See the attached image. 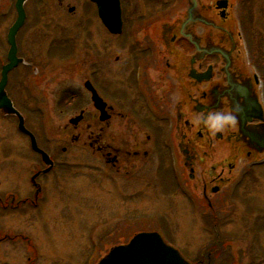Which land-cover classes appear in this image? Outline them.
<instances>
[{
  "label": "flooded vegetation",
  "instance_id": "flooded-vegetation-1",
  "mask_svg": "<svg viewBox=\"0 0 264 264\" xmlns=\"http://www.w3.org/2000/svg\"><path fill=\"white\" fill-rule=\"evenodd\" d=\"M27 1L22 6L25 20L16 34L20 61L13 70L27 63V58L19 52L17 41L19 32L30 19ZM120 1L122 34L110 32L99 17L98 3L90 1L95 7L97 22L110 37L122 39L121 47L126 52L124 63L114 67L111 74L109 71L108 77H99L100 68L94 65L91 74L84 78V83L92 82L104 105L102 108L92 101L93 117L84 128L92 152L109 171L114 190L120 192V188L128 189L132 182L149 180L159 188H156L158 193L185 199L195 227L196 224L202 227L206 240L202 239L193 251L170 242L191 264H264L261 238V235L264 238V209L253 208L248 201L243 202V209L251 217V222L246 229V245L239 250L232 248L234 238L223 230L221 217L228 202L239 194L240 186L264 166V73L246 63L242 30L231 25L236 21L235 14L232 20L229 9L232 5L229 3L225 8L227 1L220 2L222 8H216L223 25L221 33L214 36L211 32L198 31V26L211 24L207 17L195 12L206 7L202 0L187 1L189 9L195 7L193 18L181 22L167 20L174 18L173 13L181 7L183 0ZM8 5L15 14L7 36L21 8L19 0H10ZM165 17L169 19L163 22ZM53 46L54 43H50L48 50L44 48L45 52L50 53ZM164 48L176 54L174 63L169 59L166 62V66L174 71L170 76H166L161 70L162 64H159ZM55 54L52 57H61ZM28 61L34 64V60ZM104 79L108 82L102 81ZM86 91L91 96V92ZM7 94L17 108L13 95ZM217 109L234 111L236 125L224 132H210L202 118L210 110ZM72 127L78 130L79 124ZM24 135L29 139L27 134ZM80 138V133L73 137L77 141ZM38 146L52 161L47 162L41 151L32 150L30 146L36 156L32 173L27 178L30 193L20 197L16 190L4 192L0 195V205L4 210L9 207L24 209L27 203L30 207L39 208L43 196L45 199V186L58 162L49 147ZM63 151H66L65 147ZM139 192H142L140 188L135 194ZM97 231L98 228L92 226L88 233L91 240L87 244L86 258L93 264L97 260L98 264L115 246L125 245L132 239L129 232L123 242H117L100 256L101 243ZM3 232L0 226V241L25 239V251L29 253L25 264H39L40 248L32 238L25 234L12 238Z\"/></svg>",
  "mask_w": 264,
  "mask_h": 264
},
{
  "label": "rangeland",
  "instance_id": "rangeland-1",
  "mask_svg": "<svg viewBox=\"0 0 264 264\" xmlns=\"http://www.w3.org/2000/svg\"><path fill=\"white\" fill-rule=\"evenodd\" d=\"M187 1L183 0L173 13L174 18L167 21L193 18L195 7L189 9ZM226 1L225 8L229 3L232 5L229 8L232 20L234 14L236 18L235 23L230 22L232 27L241 29L244 36L242 47L247 65L264 73V0H202L206 7L195 12L207 17L211 24L198 26V31L211 32L214 36L221 33L223 23L217 9L222 8L220 2ZM8 3L10 0H0V72L2 64L7 62V29L15 14ZM71 7H75L73 12ZM26 8L30 19L19 32L17 41L19 52L27 58V63L11 72L6 92L13 95L27 127L37 135L41 145L50 148L58 165L48 178L45 199L43 196L39 208L27 203L24 209L9 207L4 210L0 205L3 233L12 238L17 234L32 238L40 248L39 264H93L86 258L92 226L98 228L100 256L117 242H123L129 232L133 237L140 231L150 230H161L167 240L193 251L206 236L199 224L195 227L185 199L158 193L159 188L149 180L132 182L128 189L120 188V192L114 190L109 171L92 152L86 138L84 128L91 123L94 108L84 78L91 74L94 65L100 68L99 77L102 78L124 63L126 52L121 47L122 39L106 34L102 24L97 22V13L90 0H28ZM166 19L169 18L165 17L163 22ZM50 43L54 46L46 53L44 48ZM52 53L61 57H52ZM163 54L159 59L161 70L166 76L173 75V69L167 67L166 62L169 59L174 63L176 54L165 48ZM28 59L34 60V64ZM80 112H83V119L79 129L74 130L69 120ZM79 133L81 138L74 140ZM29 142L19 131L16 116L0 110V195L12 190L18 191L20 197L30 193L27 178L32 173L36 156ZM138 188L142 192L135 194ZM239 191L221 215L223 230L231 234L234 238L232 248L238 250L246 245V229L251 222L243 202L264 209V166L247 178ZM261 238L264 244L262 235ZM26 247V240L20 237L0 241V264H25L29 254Z\"/></svg>",
  "mask_w": 264,
  "mask_h": 264
},
{
  "label": "water",
  "instance_id": "water-1",
  "mask_svg": "<svg viewBox=\"0 0 264 264\" xmlns=\"http://www.w3.org/2000/svg\"><path fill=\"white\" fill-rule=\"evenodd\" d=\"M24 0H19L20 5ZM98 2L99 13L106 26L113 33L122 32V16L119 0H94ZM226 3V2H225ZM73 10V9H72ZM25 14L20 8V14L17 22L11 27L9 32V63L3 67L2 79L0 81V108L6 107L19 115V128L30 134L33 146L37 148V141L26 127L23 116L16 110L11 99L3 94L8 80L9 71L19 63L17 58V46L15 36L18 28L24 22ZM85 86L92 92V99L96 105L104 107L102 98L92 86L90 81ZM83 118V112L80 115L70 119V123L77 125ZM45 157L47 155L44 153ZM99 264H189L178 252L177 249L168 245L158 232H142L137 234L128 245L115 247Z\"/></svg>",
  "mask_w": 264,
  "mask_h": 264
},
{
  "label": "clouds",
  "instance_id": "clouds-1",
  "mask_svg": "<svg viewBox=\"0 0 264 264\" xmlns=\"http://www.w3.org/2000/svg\"><path fill=\"white\" fill-rule=\"evenodd\" d=\"M202 119L204 125L212 133L224 132L234 127L237 123V116L234 111H225L223 109L210 110Z\"/></svg>",
  "mask_w": 264,
  "mask_h": 264
}]
</instances>
